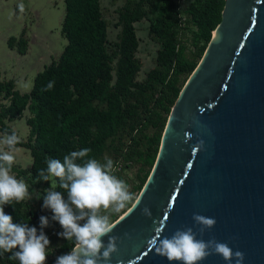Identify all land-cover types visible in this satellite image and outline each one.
I'll return each instance as SVG.
<instances>
[{
    "label": "trees",
    "instance_id": "16d2710c",
    "mask_svg": "<svg viewBox=\"0 0 264 264\" xmlns=\"http://www.w3.org/2000/svg\"><path fill=\"white\" fill-rule=\"evenodd\" d=\"M62 1L60 32L66 43L58 58L36 72L28 92L14 89L12 78L0 80V132L15 131L5 120L20 118L24 110L28 111L25 118L28 134L17 146L29 150L31 163L28 168L13 165L11 172L39 184L42 195L50 185L38 181V170L46 168L49 158L62 161L71 151L89 148V157L104 162L108 143L116 138L109 158L119 156L123 162L129 161L125 165L130 169L139 163L141 174H135L138 182L129 190L139 192L170 108L219 22L224 0H192L182 9L194 27L191 57L183 53L185 46L178 25L181 10L176 0H124L117 10L119 32L109 51L100 0ZM146 16L151 17L148 33L159 48L155 65L138 81L141 63L135 56L138 39L134 23ZM6 44L10 49L16 45L17 53L23 54L26 41L21 32L18 38L9 36ZM50 82L52 87L45 90ZM56 190L67 199L63 189ZM131 203L119 213L110 212L111 220ZM3 207L13 222H27L38 231L39 217L47 216L49 223L43 231L50 245L59 238L56 231L60 225L51 219V211L42 208V203L36 206L25 200ZM73 244L61 237L55 255L48 254L45 264L55 263L56 257L69 252ZM9 255H0V264H19L18 260H9Z\"/></svg>",
    "mask_w": 264,
    "mask_h": 264
},
{
    "label": "water",
    "instance_id": "95a60500",
    "mask_svg": "<svg viewBox=\"0 0 264 264\" xmlns=\"http://www.w3.org/2000/svg\"><path fill=\"white\" fill-rule=\"evenodd\" d=\"M137 197L113 221L118 250L109 264H181L148 244L160 223L162 236L192 227L197 239L243 252L242 264H264V0L223 1ZM193 213L216 223L201 236ZM199 264L228 262L209 255Z\"/></svg>",
    "mask_w": 264,
    "mask_h": 264
},
{
    "label": "clouds",
    "instance_id": "9594fccd",
    "mask_svg": "<svg viewBox=\"0 0 264 264\" xmlns=\"http://www.w3.org/2000/svg\"><path fill=\"white\" fill-rule=\"evenodd\" d=\"M51 87L50 82L45 90ZM186 136L190 138V134ZM19 143L21 138L15 131L0 138V255L10 253L8 259L18 260L19 264H45L50 240L43 229L48 226L49 218L39 217L38 231L27 222H13V217L4 212V205L13 206L31 199L28 185L11 174L15 163L13 153ZM202 145L203 141H199L195 147L199 149ZM90 151L89 148L71 151L62 161L49 158L46 168L38 170V181H47L50 187L37 199L42 198V208L50 210L51 219L60 225L62 231L57 235L74 242L69 252L56 257L55 264H109L112 253L118 250L117 237L110 235L115 224L109 209L119 213L134 199H139L128 190V184L115 175L117 165L112 159L100 162L89 157ZM57 188L67 193V199ZM142 213L151 216L147 207ZM192 219L199 225L201 236L216 223L214 218L198 213H193ZM163 227V223L154 227L155 235L148 244L170 262L199 264L209 255H219L228 264H233V260L234 264H242L244 253L233 251L225 242L215 238L197 239L192 227L162 236Z\"/></svg>",
    "mask_w": 264,
    "mask_h": 264
},
{
    "label": "rangeland",
    "instance_id": "374dc122",
    "mask_svg": "<svg viewBox=\"0 0 264 264\" xmlns=\"http://www.w3.org/2000/svg\"><path fill=\"white\" fill-rule=\"evenodd\" d=\"M178 1L177 4L181 10L178 16L179 36L184 41V55L191 57L193 46L190 41L191 31L194 30V27L187 21V17L182 9L192 0ZM123 2L124 0H100V11L106 22L108 51L113 49V43L116 41L119 32L117 10ZM63 13L64 4L62 0H0V80L12 78L16 90L21 93L29 91L36 72L40 71L51 60H56L66 43L65 38L60 32ZM150 21L151 17L146 16L134 23L138 39L135 56L141 63V67L136 75V80L138 81H142L148 70L155 65L156 51L159 48V44L148 33ZM21 32L26 44L24 53L18 54L16 45L10 49L6 41L9 36L18 38ZM1 101L5 102V100ZM27 116L28 111L24 110L20 116V121L14 120L13 122L14 126H16L17 135L22 140H25L27 137V127L26 125L24 127V121ZM5 122L9 123L8 120H5ZM147 132H150V129ZM3 136L0 132V138ZM115 143L116 138H113L108 143L103 159H108L112 156L113 152L111 149ZM13 155L15 156L14 166L20 168H27L29 166V154L25 148L16 147ZM138 167L139 163H136L131 169L125 171V182L128 184V190L138 182L135 175L139 173ZM11 174L28 185L31 199H26V201H33L36 206L43 203L42 198L37 199L42 192L39 184L31 183L27 177H23L20 173L11 172ZM138 193L133 191L136 197ZM110 212L111 210L109 209ZM60 231H62L61 227L57 229L56 233ZM60 242L61 237L59 236V238H56L49 245L47 251L50 256L55 255V250Z\"/></svg>",
    "mask_w": 264,
    "mask_h": 264
},
{
    "label": "built area",
    "instance_id": "2783aa9c",
    "mask_svg": "<svg viewBox=\"0 0 264 264\" xmlns=\"http://www.w3.org/2000/svg\"><path fill=\"white\" fill-rule=\"evenodd\" d=\"M177 1V3L179 2L178 0H176ZM110 159H112L113 161H114V163L117 165V171H116V173H115V175L118 177V178H120V179H122V180H124L125 179V171L127 170V169H130V168H128L125 164H130V162L129 161H125V162H123L122 161V159L118 156V157H116V158H110ZM124 164V165H123Z\"/></svg>",
    "mask_w": 264,
    "mask_h": 264
},
{
    "label": "crops",
    "instance_id": "0c3cea01",
    "mask_svg": "<svg viewBox=\"0 0 264 264\" xmlns=\"http://www.w3.org/2000/svg\"><path fill=\"white\" fill-rule=\"evenodd\" d=\"M15 89V88H14ZM30 90V89H29ZM28 92V91H27ZM21 93V92H20ZM14 120H17V121H20V118H14V119H12V120H9V123L8 122H6V124H8L13 130H15L16 131V126H14V124H13V122H14ZM25 121H24V127H25ZM26 127H27V131H28V126L26 125ZM17 133V132H16ZM2 134V133H1ZM27 134H28V132H27ZM2 135H5V134H2ZM22 140V139H21ZM16 147H21V146H16ZM22 148H24V147H22ZM26 149V148H25ZM27 151H28V154H29V150L28 149H26ZM29 166H30V163H31V157H30V155H29ZM28 166V167H29ZM27 167V168H28Z\"/></svg>",
    "mask_w": 264,
    "mask_h": 264
}]
</instances>
